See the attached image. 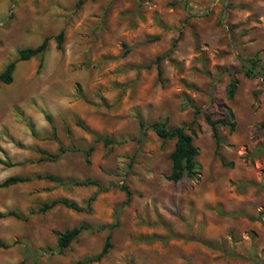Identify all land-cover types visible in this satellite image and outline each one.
<instances>
[{
    "label": "rangeland",
    "instance_id": "obj_1",
    "mask_svg": "<svg viewBox=\"0 0 264 264\" xmlns=\"http://www.w3.org/2000/svg\"><path fill=\"white\" fill-rule=\"evenodd\" d=\"M43 38L44 54L0 85V183L29 179L0 189V213L24 219L0 220V264L84 262L107 235L89 264H264V0H0V73ZM226 109L222 165L204 116L227 121ZM155 122L193 132L195 179L166 180L174 143L139 140L138 123ZM45 175L99 189L33 179ZM56 200L81 212H37ZM80 225L58 250L55 234Z\"/></svg>",
    "mask_w": 264,
    "mask_h": 264
},
{
    "label": "trees",
    "instance_id": "obj_2",
    "mask_svg": "<svg viewBox=\"0 0 264 264\" xmlns=\"http://www.w3.org/2000/svg\"><path fill=\"white\" fill-rule=\"evenodd\" d=\"M49 41L48 38H43L38 46H36L33 49H21L18 50L16 53V59L13 62L8 63L5 68L0 73V85H9L11 83V75L14 71V67L16 63L20 62H26L33 58H40L47 48V42ZM53 41L55 43V49H60V44L62 41V34L59 33L57 36L53 38ZM160 58L156 59V77L157 79L160 76V70L157 65V62ZM258 61H254L253 59H248L247 63L249 64L248 71L244 73V76L246 78H249L250 76H254V70L256 68ZM40 67V64H38V68ZM252 71V72H251ZM256 75V74H255ZM237 85V80L231 79L226 88H225V98L228 101H231L233 98V95L235 93ZM225 115L227 118V121L225 120H218V121H211L209 117L204 116V122L209 128L210 131V137L214 143V153L216 157H218L219 162L223 165V162L221 158L218 156V148H219V140L217 137V127H225L228 130V133H232L234 124L232 122V114L229 109H226ZM46 120L49 122V119L46 118ZM76 126L82 130H86L79 122L76 123ZM138 130H139V140L144 137V132L150 131L158 140L160 141H172L173 144V150L169 154V161H170V170L169 174L166 177V180L171 183H177L183 179L185 180H193L196 178L198 173V165L195 162V158L197 157V150L192 145V137L194 136L193 132H189L187 134L186 129L183 127H176L169 129L166 126V122H155L150 125H144L142 123H138ZM95 143H101L103 147H108L112 142L107 139H101L96 138L94 140ZM92 151V148L89 147L84 154V163L88 165L87 158L89 157L90 153ZM60 153H64V151L60 150ZM57 156H45L46 160H55ZM11 167V166H9ZM33 179L38 181H46L49 183L56 184L60 187H75V188H85V187H95L99 189V185L96 181L85 179L82 181H74V182H63L59 180L56 177L45 175V176H35ZM29 179L27 178H19V177H9L6 178L4 181L0 183V189L7 188L10 186H14L17 184H23L28 183ZM121 191L124 193V203L123 205H127L129 203V199L131 194L126 190V188L122 187ZM62 206L65 209H69L71 211H74L76 213L81 212L80 208L76 207L73 203L68 202L67 200H56L52 201L49 204H44L38 209L39 214H43L47 212L48 210L52 209L55 206ZM4 218H13L15 220H21L24 221V219H21L18 215H16L13 212H7L4 214L0 213V220ZM115 226H111L108 228L109 230L114 228ZM82 232H88V229L82 225L73 227L68 230H64L61 233H56V246L58 250H63L68 248L71 242L75 241L76 238L82 233ZM109 235L106 236L104 243L101 247L100 252L94 257L89 260H86L84 262H78L76 264H89V263H95L100 261L108 252L110 249V245L108 243ZM9 246L3 244L0 241V250H6ZM22 264V263H19Z\"/></svg>",
    "mask_w": 264,
    "mask_h": 264
}]
</instances>
